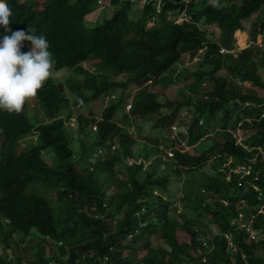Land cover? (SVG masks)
Returning a JSON list of instances; mask_svg holds the SVG:
<instances>
[{"label": "trees", "instance_id": "trees-1", "mask_svg": "<svg viewBox=\"0 0 264 264\" xmlns=\"http://www.w3.org/2000/svg\"><path fill=\"white\" fill-rule=\"evenodd\" d=\"M101 1L6 0L12 30L45 35L56 70L73 73L63 87L50 77L32 112L0 111V264H264V0H147L137 12L110 0L112 14L86 27ZM184 54L202 59L173 68ZM175 72L185 82L170 98L162 81ZM151 114L162 134L125 129Z\"/></svg>", "mask_w": 264, "mask_h": 264}, {"label": "clouds", "instance_id": "clouds-1", "mask_svg": "<svg viewBox=\"0 0 264 264\" xmlns=\"http://www.w3.org/2000/svg\"><path fill=\"white\" fill-rule=\"evenodd\" d=\"M210 3L218 10L224 7L219 0H210ZM12 16L13 12L9 4L6 0H0V28L4 30L0 38V111L9 115H19L24 110L25 104L35 98L38 90H41L45 82L53 76L55 63L51 58L52 53L49 51L51 44L46 36L35 34V29L31 27L27 32L23 29L13 31L10 27ZM205 19L202 17L199 23L202 24ZM24 41L30 42L32 46L27 53L21 51ZM186 58H191V55L187 54ZM175 125H172V128ZM29 137L35 138L37 135ZM51 150H46L43 156L47 152L53 153ZM168 154H171L169 157L174 156L172 151ZM143 169H147V166L145 165Z\"/></svg>", "mask_w": 264, "mask_h": 264}, {"label": "rangeland", "instance_id": "rangeland-1", "mask_svg": "<svg viewBox=\"0 0 264 264\" xmlns=\"http://www.w3.org/2000/svg\"><path fill=\"white\" fill-rule=\"evenodd\" d=\"M25 1H27V0H20V2H25ZM146 1L147 0H134V5H133V11L132 12H137V11L142 10L143 7H144V4L146 3ZM108 5H110V0H102L101 2L94 4L93 7H92L91 12L85 18V26L93 27L97 23L103 22L107 16H110L112 14V11H113V6L111 7V6H108ZM131 15H132V17L134 16L133 13ZM172 18H175V16L172 15ZM178 21L179 22L183 21V15L178 18ZM245 23H247V25H250L252 23V19H248V21H245ZM152 24L153 23H150L149 25H152ZM241 31L236 33V37H237L236 45L238 46L239 49H243V48L247 47L248 44L250 43L249 34L247 32H245V31H242V32L246 33V34H243ZM262 40H263V35L259 34L258 35V43H261ZM23 46H24V44H22L21 51L24 52V53L29 52L31 50V47H32V46H30V47H25V46L23 47ZM202 51L203 50H201L200 52L202 53ZM186 57H187V55L184 54L183 58L185 60L177 63L176 65L173 66V68L179 67V70H181L184 67L192 66L195 62H197L198 60L200 61L202 59V54L194 57L193 59L192 58H186ZM192 62H194V63H192ZM91 65H92V69L96 70V67L93 65V63L91 61H86L84 63V66L87 67V68L90 67ZM53 73L54 74H53L52 77L59 79L60 80V84L63 87V82L65 81V79L67 78V76L69 74L73 73V71H70L67 68H63V69H60V70L57 71L56 68H55V64H54ZM76 77H79V75H76ZM162 82L171 83V85L169 87H167V94H168V96L170 98H174V97H179L180 96L179 95L180 92H179L178 86H180L181 83L185 82V80H180L178 82L177 81V73L175 72V74L170 75L169 77H167ZM132 92L134 93L135 89ZM186 92L188 93V89H186ZM260 92L264 93V90H262ZM66 93L71 98L72 102H74V100L77 99V97L74 94H72L71 92L66 91ZM108 101L109 100H106L105 104H108ZM28 104H29V107H30V112H32L34 110L35 106L38 107L37 101H36L35 98H33L31 101H29ZM77 112H79V111H77ZM99 112H100V110H99ZM182 113L186 114V112H182ZM122 115H123V112L120 111L117 116L120 117ZM129 120H130L131 124L126 125L125 129L128 130L129 132H131L138 139H143V137H148L149 139H153L157 135H160V134L163 133L162 128H155L154 129L152 127L153 123H154V120H155L154 114L148 115L143 120H141L139 118H134V117H130ZM71 124L74 127V129H76L77 119L74 118L72 120ZM215 128H219V125L218 124L215 125ZM94 129H95V127H94ZM176 129H177V126H176ZM176 129H174V130H176ZM236 134L238 136L239 141H242L243 139H245L247 137L246 134L243 133L242 129H239L236 132ZM2 138H3V136L0 133V149H1V146H2ZM36 138L37 137H35L34 139H32L31 137L26 138L25 141H24L23 147L28 149L29 147L32 146V144L37 143L38 139H36ZM145 140L149 143L150 146L152 145L151 141H149L147 139H145ZM203 142L204 141H202V143ZM74 144H75V147H76V151H78L79 149H78L77 143H74ZM206 145H209V143L206 144ZM198 147L201 148L200 145H198ZM134 149H136V148H134ZM49 150H51V149H49ZM136 151H138V150H136ZM52 154H53L52 152L51 153L47 152L44 155V158L49 163L52 162V157H51ZM169 155L171 156V154H169ZM177 181L178 180H176V179L174 180V182H177ZM28 190H29V192H35V193L42 194V195L47 196V197L48 196L53 197V194H54L53 193V189L46 188L44 186H37L36 184L30 186L28 188ZM46 192H49V193H46ZM180 192L181 191H179L177 194H180ZM54 202L58 203L56 200H54ZM224 203L226 205V202H224ZM51 204H52L53 208L55 210H57L55 205L53 204V202ZM254 235H260V233L259 234L258 233L255 234L254 233ZM17 236H18L19 240H23L24 239V236H21V235H17ZM1 237H2V234H0V238ZM20 243H21L20 246L22 248H24V250H26V254L27 255L32 253V252L37 251L38 248H39L38 240H37L36 237H34V238H31V237L30 238H25L24 241H22ZM2 246H3V244H2V241L0 239V248Z\"/></svg>", "mask_w": 264, "mask_h": 264}, {"label": "built area", "instance_id": "built-area-1", "mask_svg": "<svg viewBox=\"0 0 264 264\" xmlns=\"http://www.w3.org/2000/svg\"><path fill=\"white\" fill-rule=\"evenodd\" d=\"M221 51H224V49H221ZM173 128H176V125ZM244 168L245 167H240L239 169H244ZM247 173H249V171H247ZM224 202H226V201L224 200ZM226 204H227V202H226ZM226 236L230 239L231 246H233V241L231 239V236L229 234H226ZM233 248L235 249V247H233Z\"/></svg>", "mask_w": 264, "mask_h": 264}]
</instances>
